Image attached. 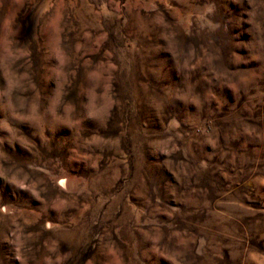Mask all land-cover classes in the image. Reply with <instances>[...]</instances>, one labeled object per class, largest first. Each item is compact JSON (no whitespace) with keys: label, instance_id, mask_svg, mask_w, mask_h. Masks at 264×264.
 I'll return each instance as SVG.
<instances>
[{"label":"rangeland","instance_id":"1","mask_svg":"<svg viewBox=\"0 0 264 264\" xmlns=\"http://www.w3.org/2000/svg\"><path fill=\"white\" fill-rule=\"evenodd\" d=\"M0 264H264V0H0Z\"/></svg>","mask_w":264,"mask_h":264}]
</instances>
